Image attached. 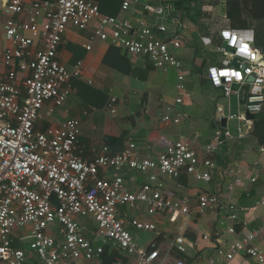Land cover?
Masks as SVG:
<instances>
[{
  "label": "built area",
  "instance_id": "built-area-1",
  "mask_svg": "<svg viewBox=\"0 0 264 264\" xmlns=\"http://www.w3.org/2000/svg\"><path fill=\"white\" fill-rule=\"evenodd\" d=\"M156 1L159 7L152 4ZM166 2L122 0L121 14H132L141 7L161 20L156 23L105 14L93 0H7L0 6L6 42L0 49V264H94L100 262L106 245L120 250L134 264H189L185 260L171 263L169 253L163 254L156 243L152 249L144 247L138 237L158 234L166 221L173 225L184 219L187 226L193 212H223L219 221L225 235L237 234L235 224L244 209L230 197L225 200L219 193L206 191L177 197L171 184L184 175L210 184L218 169L211 157L230 140L242 139L248 133L252 122L248 115L264 111V54L255 46L253 30L225 27L218 36L222 44L213 38L203 39L206 47L225 57L210 68L215 67L218 73L227 69L242 74L240 80L222 78L216 85L208 70L209 86L230 102L235 97L239 106L242 99L245 104L238 115L231 112V104L230 112L224 107L217 109L214 141L202 152L179 134L157 154L140 155L138 144L130 140L122 152L113 154L104 146L89 161L81 142V119H68L44 130L38 127L46 116L66 106L75 90L72 81L84 77L82 62L69 70L58 60L70 26L92 32L85 46L89 52L94 42L102 41L129 57L148 58L157 70L173 69L177 97L162 121L181 127L187 115L180 114L177 107L185 104L186 70L178 53L186 43L187 24ZM225 30L235 32L238 40L244 38L258 59L236 56V47H230L221 35ZM235 60L239 68L233 67ZM119 103L116 97L111 98L113 114ZM232 121L248 127L240 125L236 136L228 128ZM126 168L145 180L139 183L127 172L110 173ZM230 173L235 177L231 194L242 179L240 167ZM256 237L249 234L230 241L225 250L218 247V251L228 261L246 253L257 264H264V251L254 245ZM204 240L216 244L209 235ZM187 243L181 233L172 247L186 253Z\"/></svg>",
  "mask_w": 264,
  "mask_h": 264
},
{
  "label": "crops",
  "instance_id": "crops-1",
  "mask_svg": "<svg viewBox=\"0 0 264 264\" xmlns=\"http://www.w3.org/2000/svg\"><path fill=\"white\" fill-rule=\"evenodd\" d=\"M6 1L7 0H0V6H3ZM170 2V0H167L166 4L172 6L174 11H176L175 7ZM196 5V3H193L192 7H195ZM201 6L204 15L202 18L203 26L200 40L203 45L204 38L214 39L215 35L217 37V42L215 40L217 44L219 42V32L225 27H232V19L228 15L229 12H231L233 15L234 24L240 26V28L238 27L236 29H251L256 31L257 27L259 26V28L264 31V18H260V20L254 19L251 16V12L249 10V8L251 9L252 5L248 2L247 7L244 5V0H238L235 9L231 11H229L226 1H204L201 3ZM222 8L225 10L224 15H221ZM136 10L140 13L133 11L132 14H121L120 9L117 14L108 15H121L123 18L133 19L135 22L142 19H145L150 23L161 21L155 15L143 12L141 7H138ZM110 11L111 10L109 8V12ZM258 12L264 14V8L261 7ZM4 20L5 17L1 16L0 49L5 48L6 46L3 31ZM186 24V44L178 53L180 60L183 57L192 56L194 51H192L193 48L191 47V43L195 41L194 34L192 33H196L198 28L191 20H188V22L186 21ZM91 35V31H81L77 27L70 26L59 49L58 60L69 70H73L79 62H82L84 65V77L80 79L78 83H74L73 86L75 90L71 94L66 104V106L68 105L70 108L68 119H81L76 113H78V111L83 106L90 107L92 104H94V102L97 101V99L101 101L102 95L105 94V90L109 89L111 82L117 83L116 81L125 82L127 80H133L137 83H151V76L147 77L145 70L150 66H154L148 58H132L127 55L135 68V74L133 76H127L103 63V60L108 54L109 48L111 46L108 43L96 41L93 44V50L91 52L87 51L85 46L90 43ZM210 49L214 51L213 48ZM123 52L124 54H127L125 51ZM192 58L194 59L193 56ZM142 60H147L150 63V66L142 63ZM219 62L209 60L202 66L206 68L209 64L214 65ZM139 66H141V68ZM137 69H141V71L138 72ZM143 76H145V78H143ZM128 83L132 84L131 81ZM160 90L161 89L158 87L149 88L144 91L142 90L144 93L143 97L148 98L146 94H150L148 100H142L146 110H148L147 108L151 105L153 107V110H150L149 112V119L144 117L142 114H139L138 117L131 115L123 118V120H120L117 114L120 112L121 100L116 97L120 101L116 107L117 113H112L115 115L114 119H109V121L105 123L102 132L99 131L98 126H93V130H89L87 127H85V123L82 122L81 142L85 147L84 157L89 161L93 160L97 152L104 146H109L113 154L120 153L126 148L130 140L135 141L138 144L140 148V155L146 156L153 153L157 154L162 152L170 144L174 143L178 139L179 134H183L189 140L191 147L201 152L205 147L212 144L215 135L214 122L212 124L213 138L208 137L205 139L206 146L197 144L193 141V131L198 128L202 122H196L195 120H192V116L189 112L197 114L199 109L198 104H195L191 107L189 105L185 106L189 111L185 113L187 118L181 125H185V129H183V132L178 134L176 139L172 140V133L174 132L175 126L164 124L162 117L166 113L169 106L174 102L172 100L170 101L168 97H166L163 107L161 108V105H158V101L156 99L157 96H154V93L148 92H159ZM110 101L111 99L109 95V101L107 103L110 104ZM240 102L241 105L238 106L240 111H243L245 100L242 99ZM49 106L50 103L45 107L44 113L47 112ZM226 108L229 109L230 104ZM55 113L52 116H46L45 119L41 120L38 127L44 130L49 126H56L64 122L63 120L59 119L60 117H55ZM188 120L190 121L188 122ZM251 121L252 122L249 124L250 129L242 139L236 138L230 140L226 145L221 146L216 154L211 157V159L217 163L218 169L214 172L213 180L209 184L208 189L195 187L191 182V177H182L181 180L175 183L171 182L172 190L177 197L195 196L203 191L219 193L225 200H228L230 197L234 203H236L240 208L244 209V211L240 213L238 222L235 224L237 234L225 235L223 227L220 224V221L224 215L223 212L219 214L215 211H209L202 215L197 212H193L190 222L187 226H185L186 220L184 219L180 222L174 223L171 227L167 226L168 222L166 221L164 225H160L162 228H160V232L158 234H140L138 238L139 241L141 238L140 243L144 247L149 246V249H152V243H156L159 250L163 254H170L169 260L171 263L177 260H185L189 264H209L210 262H214L215 264H257L246 253L238 255L233 261H228L227 258L224 255H221L218 251V247H221L225 250L230 241L242 240L249 234L257 235L254 245L264 251V111L256 115L255 119ZM187 123H189L188 126H186ZM258 124H260V129H257ZM240 125L248 127L246 123L240 124L237 121H232L229 122L228 128L234 135L237 136L238 127ZM201 138L202 136L197 135V139ZM235 167H240L241 174L243 173V176H241L242 182L239 183L236 189L230 194L229 188L235 182V177L230 173V170ZM124 172H127L129 177L139 179V183L143 182L146 178L137 175L136 173L128 170V168L122 169L120 171L115 169L110 170L111 174H119ZM181 233L188 241L186 244V253H181L176 248L172 247V243L174 242L176 236ZM205 235H209L211 239L216 242V244L214 243L215 245H212L205 241ZM174 253L180 254L182 259H176L174 257ZM100 262L98 261L94 264H101ZM132 263H134L133 260Z\"/></svg>",
  "mask_w": 264,
  "mask_h": 264
},
{
  "label": "rangeland",
  "instance_id": "rangeland-1",
  "mask_svg": "<svg viewBox=\"0 0 264 264\" xmlns=\"http://www.w3.org/2000/svg\"><path fill=\"white\" fill-rule=\"evenodd\" d=\"M170 1L172 2L176 0H170ZM152 4L157 7L160 6V3L158 2H153ZM193 9L195 10L194 12L195 14L193 13L194 15H190V13H188V11L185 9H183L181 12V16L185 22L191 20L196 24L198 28L196 33H192L194 34V39H195V41L191 43V47L193 48L192 51H194L192 53L194 59L192 58V56H186L181 58V61L184 63L186 70V81H185L186 101L184 105L178 106L177 109L180 114H185L186 112H189L188 109L185 107L186 105L187 106L189 105L190 107L195 104L199 105L197 114L189 112L190 115L192 116V120H195L196 122H202V124H200L199 126L197 125L198 128H196L193 131L194 132L193 141L197 144H202L206 146L205 139H207L208 137L213 138L212 124L216 120L217 109L219 107L226 108L229 104H232L231 110L233 114L238 115L241 111L238 106V101L236 100L235 97L231 99V103H230L228 99L223 97L221 92H218L217 90L213 89L206 82V75L208 73L210 66L213 64L211 65L209 64L206 68H204L202 65L208 62L209 60L219 62L225 57L223 54L214 52L210 48L205 47L203 45V43L200 40L201 29L203 25L202 23H200V25L198 26L196 23V20H201L202 18L201 12L200 14H198V12L201 11L202 6L196 5L195 8ZM224 12L225 10L224 8H222L221 15H224ZM166 23L171 26L170 19L166 20ZM214 39L217 42L216 35L214 36ZM257 39H258V45L264 46V31L262 29L257 31ZM141 62L150 66V63L147 60H142ZM139 67L141 68V66ZM137 71L140 72L141 69L139 70L137 69ZM146 75L147 77L151 76V83L150 82L137 83L136 81L133 80H127L125 82L116 81L117 83L111 82V85H109V89L105 90L104 92L105 94L102 95L101 101L97 99V101L94 102V104H92L90 107L89 106L81 107V109L76 114H78L82 122L85 123V127H87L89 130H93V126H98L99 131L102 132L105 123L109 121V119L110 120L114 119L115 115L112 114L111 108L109 107V103H107L109 101V95H110V99L111 96L112 97L114 96L121 100L120 112H118L117 114L120 120H123V118L131 115L138 117L139 114H142L144 117L149 119L150 117L149 112L150 110H153L152 109L153 107L151 105L147 108L148 110H146L143 101L148 100L150 94L147 93L146 95L148 96V98H145L143 97L144 93L142 92V90L144 91L149 88L158 87L159 89L164 91V92H162L161 90L159 92L148 91L150 93H154V96H157L156 99L158 101V105L159 106L161 105V108L163 107L166 97H168L170 101L172 100L173 102H175V99L177 97V92L175 89L177 83V77H176V72L173 69H170L168 72H164L162 70H157V69H151ZM129 81H131L132 84L128 83ZM69 111L70 108L67 105L64 108L57 109L54 116L57 118L60 117L59 118L60 120L65 121L66 119L69 118ZM189 121L190 120H188V122ZM188 125L189 123L186 124V126ZM183 129H185V125L178 128L175 127L174 132L172 133V140L176 139L178 134L183 132ZM197 135L202 136V138L197 139ZM241 176H243V173L241 174ZM191 182L195 187L201 189H208L209 186V184L196 181L193 178H191ZM167 226L171 227L173 225L170 224V222H168ZM160 228H162V226H160ZM143 234H147V233H142V235ZM25 244L30 245V241H26ZM29 247L30 246H27L25 249L30 250ZM174 257L176 259H182L180 254L178 253H174ZM79 264H83V262L82 263L79 262Z\"/></svg>",
  "mask_w": 264,
  "mask_h": 264
},
{
  "label": "trees",
  "instance_id": "trees-1",
  "mask_svg": "<svg viewBox=\"0 0 264 264\" xmlns=\"http://www.w3.org/2000/svg\"><path fill=\"white\" fill-rule=\"evenodd\" d=\"M93 1H95L100 6L101 11L106 14H117L119 10L121 9V5H122V0H93ZM204 1H215V2L226 1L228 4L229 11L234 10L236 7V3L238 2V0H176V1H172L173 3L171 2V4H173L177 12H182V10L185 9L188 11V13H190V15H194L195 10L193 8L195 7H192V4L196 3L198 6H200L201 3ZM248 2L252 5L251 9L249 8L251 12V16L254 19H258V20H260V18H264V14L258 12V10L261 7L264 8V0H244V5H246L247 7H248ZM109 8L111 10L110 12H109ZM200 12L203 18L204 13L202 9L201 11L198 12V14H200ZM228 15L232 19L231 28H235V29L238 27L240 28V26L234 24L232 13L229 12ZM202 18L201 20H196V23L198 26L200 25V23H202L203 25ZM258 30H261L259 26L257 27L256 31L253 30L254 32H256L255 33V38H256L255 46L259 48L260 50H262V52L264 53V46L258 45V39H257ZM218 43L222 44L221 42H218ZM103 63L109 66L110 68L118 72H121L127 76H133L135 74V68L132 62L130 61V59L127 57V54H124L122 50L117 49L113 46H110L108 54L105 56ZM151 69H155V68L152 66L148 67V69L145 70L146 71L145 74H147ZM143 78H145V76H143ZM79 80L80 79H74L72 81L73 85L74 83L75 84L78 83ZM206 82L208 83L207 80ZM257 129H260V124L257 125ZM183 177L186 178L187 176L184 175ZM15 246L22 247L19 244H16ZM157 248H158V245H157ZM119 262H123L125 264H132V260L130 257L125 256L122 252H120V250L112 247L111 245H106L104 249V253L101 256V264H117Z\"/></svg>",
  "mask_w": 264,
  "mask_h": 264
},
{
  "label": "clouds",
  "instance_id": "clouds-1",
  "mask_svg": "<svg viewBox=\"0 0 264 264\" xmlns=\"http://www.w3.org/2000/svg\"><path fill=\"white\" fill-rule=\"evenodd\" d=\"M225 40L229 42L230 47H236V56H242L245 58H252L258 59V56L251 50L250 44L246 43L244 38H237L235 32H230L225 30L221 33ZM251 41V37L248 38ZM227 55H232L231 53H227ZM224 64L227 65L228 61H224ZM211 77L213 79L214 84L220 85L221 84V76H224L228 81L232 80L233 78L240 80L242 78L240 71L235 70H220L219 73L215 67L209 69Z\"/></svg>",
  "mask_w": 264,
  "mask_h": 264
},
{
  "label": "water",
  "instance_id": "water-1",
  "mask_svg": "<svg viewBox=\"0 0 264 264\" xmlns=\"http://www.w3.org/2000/svg\"><path fill=\"white\" fill-rule=\"evenodd\" d=\"M232 65H233V67H236V68H239L240 67V64L238 63L237 60L233 61V64ZM244 68H246V67H244ZM251 81H254V78H251ZM248 119L253 120V119H255V116L248 115ZM223 125L226 126V121H224Z\"/></svg>",
  "mask_w": 264,
  "mask_h": 264
},
{
  "label": "snow or ice",
  "instance_id": "snow-or-ice-1",
  "mask_svg": "<svg viewBox=\"0 0 264 264\" xmlns=\"http://www.w3.org/2000/svg\"><path fill=\"white\" fill-rule=\"evenodd\" d=\"M223 70H227V69H223ZM242 75V74H241ZM222 78H225L224 76H221V83H222Z\"/></svg>",
  "mask_w": 264,
  "mask_h": 264
}]
</instances>
